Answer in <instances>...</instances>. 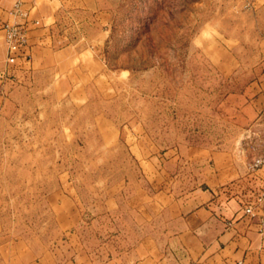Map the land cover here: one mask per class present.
<instances>
[{"label": "rangeland", "instance_id": "obj_1", "mask_svg": "<svg viewBox=\"0 0 264 264\" xmlns=\"http://www.w3.org/2000/svg\"><path fill=\"white\" fill-rule=\"evenodd\" d=\"M78 1L59 28L99 66L77 87L36 74L0 105V264L167 239L177 199L205 186L194 159L264 154V0Z\"/></svg>", "mask_w": 264, "mask_h": 264}, {"label": "crops", "instance_id": "obj_2", "mask_svg": "<svg viewBox=\"0 0 264 264\" xmlns=\"http://www.w3.org/2000/svg\"><path fill=\"white\" fill-rule=\"evenodd\" d=\"M65 6V0H23L18 14L13 0H0V64L7 55L3 27L18 23L27 28L25 54L17 58L13 78L0 79V105L8 102L11 87L36 74L49 73L60 85L72 78V87H77L87 70L99 66L93 49L78 48V43L62 34L59 27L65 17L59 14ZM75 6L88 4L79 0ZM70 71L77 72V77H70ZM194 162L203 165L205 186H196L177 199L167 225L170 236L162 240L145 234L131 251L102 264H264V202L252 216L244 211L249 199L254 201L264 188V164L246 170L230 158L222 163L214 158Z\"/></svg>", "mask_w": 264, "mask_h": 264}, {"label": "built area", "instance_id": "obj_3", "mask_svg": "<svg viewBox=\"0 0 264 264\" xmlns=\"http://www.w3.org/2000/svg\"><path fill=\"white\" fill-rule=\"evenodd\" d=\"M23 0H13V8L14 11L18 14H20V6L22 4ZM4 29V39L6 43V68H14V66L17 64V58L24 56L25 54V48L27 46V38H26V31L27 28L23 24H12V25H5L3 27ZM27 56V55H25ZM9 73V70L4 69L0 71V79H3L6 77V75ZM263 147H264V141H263ZM264 164V154L262 157H259L255 160L254 166H258ZM264 202V188L260 191V193L257 195L255 202H249L244 211L246 214H249L252 216L253 210L255 207L260 205Z\"/></svg>", "mask_w": 264, "mask_h": 264}]
</instances>
